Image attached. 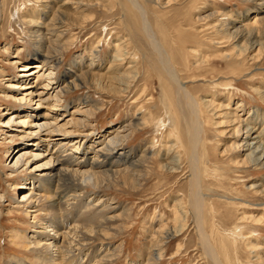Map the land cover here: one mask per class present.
<instances>
[{"label": "rangeland", "instance_id": "obj_1", "mask_svg": "<svg viewBox=\"0 0 264 264\" xmlns=\"http://www.w3.org/2000/svg\"><path fill=\"white\" fill-rule=\"evenodd\" d=\"M63 1L48 0V6L51 5L55 10L61 8L62 11H70L67 13L75 14L77 22L82 19L83 15L88 16V19L79 22L78 25L76 22H68L63 35L64 38H72L68 48L61 54L54 51L55 55H50L48 58V43H35V34L31 32L35 30V26L29 23V20L49 22L52 12L49 11V7L46 12H42L43 8L37 0H0V119L10 117V114H6L7 107H13V110L10 111H14L17 106L28 104L32 109L36 107L35 112L41 115L46 111L42 105L38 104V97L35 96L42 88L40 80L34 82V91L31 96L26 97V100L19 98L20 94L26 91L24 88L11 87L16 83L26 85L20 74L21 71H19L21 63L31 65L41 62L44 58L43 55L46 54L45 57L48 61L53 60L56 65L52 74L54 78L69 79L70 76H79L80 73L87 70L95 74L88 79H92L93 76V79L106 78L102 88L97 86L98 84L94 85L95 81L92 80L93 82L90 81L91 84L87 86L59 94L60 99L56 102L55 113H57L56 116L64 118L60 121L62 123L65 119L72 118L70 111L76 106L83 105L82 109L90 111V115L87 117L89 124H85L82 128L78 127L80 135L75 130L76 135L74 136L79 140L85 138L86 141L82 145H86L88 148L87 156L98 155L99 146H105L107 143L106 136L109 134V130L121 126L117 131L120 130V135H125V138L118 143L122 144L121 155L130 156L131 160L142 157V155L147 158L144 167H142L143 171L139 175L138 181L140 182H138L137 189H131L121 180L116 186L100 185L99 196L102 195L109 206L114 209L112 215L117 216L124 207L129 211V217L117 216L114 226L119 224L120 231H117L115 237L106 240L96 239V242H93L98 245L108 243L114 249L115 255L111 264H147V255L152 245V226L154 229L161 226L160 216L163 218L162 225L172 221L173 210L170 204L174 198L182 197L184 203L187 202V193H189L187 186L188 161L186 158L183 161L182 157L188 152L186 126L189 123L188 111L180 110L181 113H176V102H173L175 97L173 94L170 96L171 93L168 95L167 91L162 89L159 82V78H161L159 67L155 69L158 65L156 56L142 35L141 38H136L130 44V46L132 45L130 50L135 52L132 57L135 58L134 69L138 72L137 79L130 84L129 89L125 92H119L115 83L107 81L111 74L107 68L115 52V39L127 33L119 23L124 14L123 10L119 8L117 0H112L110 3L114 6L111 14H106L94 3L96 0H84L94 4L92 7L86 8L82 15L72 11L74 4L71 2L65 4L66 6L61 5ZM166 1L140 0L149 13V21L158 35V40L162 42L164 48H168L170 54L177 53L174 55L177 57L174 58L177 64L184 65V67L180 64L176 66L181 69V72L179 71L181 74L178 73L185 82V86L196 96L200 109H202L199 120L202 123H199L196 133L198 141H201L198 146L201 158L199 168L200 173H203L201 177L202 190L206 194L204 195L206 207L209 210L207 216L205 215L206 234L212 241L221 239V244L219 243L221 247L222 244L225 245V250H220L227 255V259L219 252L224 264H264V260L254 256L251 251L252 244H260L262 246L260 254L264 253V191L262 187H258V185H264V168L258 169V167L252 166L239 168L231 164V159L243 158L246 152L239 154L238 157L234 154L227 157L225 153H233L232 150L226 151L225 149L227 140L231 136L229 133H221V129L226 128L225 125H215V121L225 120V118H217L213 113L208 112L202 102L203 98H209L207 96L214 93L217 99L222 102H227V99L230 98L229 109H232L231 107H234L237 102L242 103L244 110L239 112L242 118L251 116L252 112L256 111L264 114V99L259 98L255 91V89L264 88V48L257 58L251 56L256 52V49L250 48L242 51L238 56L234 54L232 47L242 45L243 38L224 39L213 26L219 22H229L230 26H238L239 18L242 17L250 22L248 18H251L254 12L261 11L264 7V0H172L170 4ZM127 7L131 9L129 4ZM260 40L264 43V38ZM42 46L46 48L44 54L41 51L43 50ZM172 47L175 52H172ZM91 49L97 51L92 70L87 69L88 61L92 55ZM227 53L231 57L223 56ZM57 56L59 58L56 63ZM197 57H202L207 61L200 63L199 60H196ZM16 58L19 61L13 62ZM233 58H237V62ZM80 67H83V70L77 72ZM120 71L122 69H119ZM163 79L162 77L161 82ZM52 93L54 94L55 91ZM30 97L33 99L30 100ZM163 108L170 109L172 117L170 122L163 119ZM137 109L143 113L149 112L153 117L151 123L133 132L121 131L126 130L124 124L126 125L132 119H137L140 116V111H136ZM176 115L180 118L178 119ZM80 116L82 115L73 117ZM184 116L188 117V122L187 119H183ZM49 119L52 121L53 117H49ZM14 128H16L14 121L8 125L0 124V194L3 193L0 202V264L13 259L14 256V259L37 264L33 257L34 253L25 250L22 241H16L14 236L22 232L31 234L34 229L32 224L35 219L37 220L41 216V212L35 215L27 213L24 207L16 205V201L22 198L21 192L26 186L27 180L25 178L29 173L37 174V166L47 158L40 156V158L30 161L28 165L21 166L20 164L19 167H13L12 161L19 153L17 150H21L24 146L21 137L23 132L16 131ZM67 128H70V124L67 125ZM43 131L40 134L45 137L46 131ZM10 133L18 135L10 139ZM151 140L153 144L149 143ZM171 141L173 143L175 141L177 146L170 151L172 158L183 161L179 163L178 172L172 169V165H169L167 169L165 167L163 169L161 166L165 162L163 156L166 151V142L173 144ZM180 143L184 145L180 147ZM51 144L52 142L49 144L51 151L55 150ZM38 148L41 155L46 154L42 152L44 147L38 146ZM185 148L186 150H184ZM10 151L13 152L10 154ZM103 154L106 156V161L100 167L101 169L122 168L120 166L122 161L119 160L117 153L114 155L107 152ZM12 156L14 157L10 161ZM109 164L114 168L112 169ZM83 168H88V166ZM250 184L252 185L249 186ZM92 188L88 185L84 190L89 193L93 191ZM88 199L89 197L86 201ZM242 216L245 218L240 221L241 233L232 235L230 231L235 224H239L237 220ZM256 218H259L260 221L256 222L257 220H254ZM185 223L190 225L189 217L185 218ZM216 224L221 228L220 233H216ZM210 229H213L214 232ZM163 246L164 252L156 259L157 264H213L211 259L201 251L202 248L198 245L192 224L178 236L166 239ZM81 262L84 264L85 261Z\"/></svg>", "mask_w": 264, "mask_h": 264}, {"label": "bare ground", "instance_id": "obj_2", "mask_svg": "<svg viewBox=\"0 0 264 264\" xmlns=\"http://www.w3.org/2000/svg\"><path fill=\"white\" fill-rule=\"evenodd\" d=\"M37 1L43 8L42 12H46L48 7L49 11L52 12L50 14V20L47 23L42 22L41 20L32 21V19H30L29 23H32L35 26V30L31 32L35 34V43H48L47 46L49 47H45L48 48L47 57L50 58V55H55L54 51L61 54V52L68 48L70 41L72 40V38L69 39L70 37L64 38L63 36L66 27L65 25H67L68 22H76L78 25L79 22H84L88 19V16L83 15L82 19L77 22L75 14L67 13L70 11L65 12L64 10L62 11L61 8H56V10L53 9L51 5L48 6V0ZM88 1L64 0L61 5H65L68 2L73 3L74 7L72 11L80 15L86 11V8L90 6L92 7L94 3L102 8L106 14H111L113 11L114 6L110 4L112 0H96L94 3H89ZM117 1L119 8L123 10L122 13L124 14L119 23L121 28L127 33L124 36L115 39V52L112 55L110 65L107 68V71L111 74L110 77L107 78V81L112 82V84L115 83L119 92H125L129 89L130 84L137 79L138 72L134 69L135 58L132 57L135 52L130 50L132 46H130V44H132L136 38H141L142 35L156 56V62L158 65L155 69L159 67V72L161 73L159 82L161 83L162 89L166 90L168 95L170 93V96L172 94L174 95L172 96L175 97V100L173 101L176 102L175 108L177 107L179 109L176 108V113L178 114L180 110H187V115L189 117V123L186 125L188 131V152L182 157L183 161L185 158L188 161L187 186L189 193H187V202L184 203L185 201L182 197L174 198L170 204V207H172L173 210L172 221H170V223H165L166 225H162L163 218L160 216L159 223L161 226L155 229L152 226V230L150 229L152 231V245L147 255V264H157L156 259L164 252L163 243H165L166 239L178 236L184 230H187L191 224L192 228L195 230L198 245L201 246V251H203L204 255L211 259L213 264H224L219 252L225 250V245L222 244L221 247L220 238L218 241H212L210 236L206 234L205 228V215L207 216L209 210L208 207H206L207 203L204 196L206 194H204L202 190L201 177L203 173H200L199 168L201 158L198 153V146L201 141H198L196 131L198 130L199 123H202L199 121L202 109H200L198 99L193 93H191V90L185 86V82H183V79L179 75L181 69L178 67L177 69L176 66L180 63L177 64L176 59H174L176 57L174 55H177V53H174V55L171 53V55L168 48H164L162 42L158 40L156 31L151 27L153 25H151V22L149 21V13H147L146 8L142 5L140 0ZM171 1L172 0H167L166 3L170 4ZM128 4L133 11H131L130 7L128 9ZM248 20H250V22L246 21L244 17L239 18L238 26H230L229 22H219L213 26L216 32L222 35L224 39L243 38L242 45H234V47H232L234 49V54L240 56L241 52L248 48L253 50L256 49V52L251 56L257 58L264 48V43L260 40L261 38H264V7L261 11L254 12L252 17L248 18ZM135 33L136 36H134ZM41 48H43L41 51L43 52L42 54H44V49L46 48L43 46ZM90 51L92 52V55L88 61L87 69L92 70L93 60L96 58L97 51L92 49ZM172 52H175L173 47ZM45 55H43L44 58H42L43 60L41 62L31 65L21 63L19 71H21L20 74L24 78L23 81H25L24 83L26 85L16 83L12 84L11 87L24 88L26 91L22 92L23 94H20L19 98L21 100L25 98L26 100V97L31 96L34 91V82L40 80L42 88L38 90L35 96L38 97V104L42 105L46 111L41 115L40 113L35 112L36 107L32 109L28 104L17 106L14 111H10L13 110V107H7L6 114H10V117L0 119L1 125H8L11 121H14V126L16 127L14 130L23 132L21 137L24 141V146H22L21 150H17L19 153L12 161L13 167H17L20 164L21 166L28 165L30 161H33L35 158H40V156H45L43 158H47L44 162L42 161L41 165L37 166V174H35V172L29 173L25 178L27 180L26 186H24L21 192L22 198L19 199V201H16V205L24 207V209L27 210V213L35 215L36 213L41 212V216L38 217L37 220L35 219V222L32 224L34 229L31 234L28 235L27 233L22 232L16 234L14 238L18 242L22 241L25 250L34 253L32 254L34 255V260L37 261V264H83L81 262L82 260L85 261L84 264H111L113 256L115 255L113 253L114 249H112L108 243H101L98 245L93 242L96 239L99 240L103 238L106 240L107 238L115 237L117 231H120V229H118L120 226L119 224V226L117 224V226H114L115 219L117 216L119 217V215L126 218L129 217V211L122 207V211H119L117 216H113L112 212H114V209L109 206V203L104 200L102 195L99 196L100 185L105 184L107 186H116L118 181L121 180L124 185L128 184V187L131 189H137L138 182H140L138 181L139 175L143 171L142 167H144L147 158L142 155V157H137V159H132V161L131 158H129L130 156L127 157L121 155L123 152L120 150L122 149V144L118 143L125 138V135H120V130L117 132L121 126L109 130V134L106 136V138H108L106 139L107 143L104 142L106 145L99 146L98 148V151L100 150L98 152L99 156H87L88 148L86 145H82V143L86 141L84 140L85 138L79 140L74 136L76 133H80L78 127L82 128L85 124H89L87 117L90 115V111L87 112V110L82 109L83 105L76 106L70 111L72 118L65 119V121L61 123L60 121L64 118L56 116V102L60 99L59 94L65 93L71 89H79L81 86H87L93 81H95L94 85L98 84L97 86L102 88L104 87L106 78L100 79L99 77L93 79V76L92 79H88L94 74L89 70L83 71L79 76H70L69 79L54 78L52 74L56 69V65L53 60L49 62ZM226 55L230 56L228 53L223 54L224 57ZM58 58L59 56L56 58V63ZM233 59L234 61L236 60L235 62L238 60L237 58ZM196 60H199L200 63L207 61L202 57H197ZM18 61V58L13 60V62ZM181 66L184 67V65ZM119 69H122V71L119 72ZM82 70L83 67H80L77 72ZM162 77L164 79L161 82ZM54 91L55 93L53 94L52 92ZM255 91L259 98L264 99V88L260 90L255 89ZM207 97L209 98L202 99L203 106L208 109V112L213 113L217 118H225V120L215 121V125H225L226 128H222L221 133H229L231 136H229L230 139L227 140L228 142L226 143L225 149L226 151L232 150L233 153H225L227 157L232 154L238 157L239 154L241 155L243 152H246L243 155V158L231 159V164L234 167L239 168L249 166L258 167V169L264 168V114L256 111L252 112L251 116L242 118L239 113L244 110L242 103L237 102L234 107H231L232 109H229L230 98L227 99V102H222L217 99L214 93ZM29 99L32 100L33 97H30ZM163 110V119L170 122L172 120L169 112L170 109L163 108ZM136 111H140V116H138L137 119H132L126 125L124 124L123 126L126 130L121 131L133 132L134 130L142 129L151 123V118L153 117H151L149 112L143 113L140 109H137ZM75 115L82 116L73 117ZM33 116L34 118H32ZM176 116L178 117V115ZM49 117H53L52 121ZM188 117L184 116L183 119H187L188 122ZM179 118L180 117H178V119ZM221 123L223 124L221 125ZM68 124H70V128H67ZM75 130L77 131L76 133ZM41 131H46L45 137H42V134H40ZM17 135L13 133L9 134L11 137L10 139ZM168 136L166 137L167 140ZM50 142H52L51 146H54L55 150L51 151L49 146ZM167 142L165 147L166 151L163 156L165 162L164 164H161V166L163 169L164 167L167 169L169 165H172V169H174L175 172H178L179 163L183 161L176 158L173 159L170 154V151L174 149V147H177L175 144L176 142L174 141L173 143V141H171L173 144H168ZM149 143L153 144L152 140ZM183 145L184 144L180 143V147ZM38 146L44 147L42 152L46 154L43 153L44 155H41ZM184 150H186V148ZM12 152L13 151H10V154ZM106 152L110 155L117 153L119 160L122 161V165L120 164L122 168L118 166L119 168L115 167L114 170L101 169L100 167H102L103 163L106 161V156L103 153ZM13 157L14 156L10 158V161ZM86 166H88V168H83ZM113 168L114 167H112V169ZM88 185L93 187V191L89 193L84 190ZM251 185L252 184L249 186ZM258 187H262V190L264 191L263 184L258 185ZM2 197L3 193L0 194V202ZM88 197L89 199L86 201ZM186 217H189L190 225L189 223H185ZM244 218V216L239 217L237 220L239 224H235V226H233L234 228L230 231L232 232V235H238L241 233L242 229L240 228V221ZM254 220H257L256 222L260 221L259 218ZM215 230L216 233L221 232V228L218 224H216ZM210 231H213V229H210ZM252 246V254L264 260V257H262L264 253L260 254L262 246H260V244H252ZM222 254L225 255L224 252ZM226 256L227 255H225V257ZM14 257L13 259L5 261L4 264H30L29 261L17 260L14 259ZM225 259H227V257Z\"/></svg>", "mask_w": 264, "mask_h": 264}]
</instances>
